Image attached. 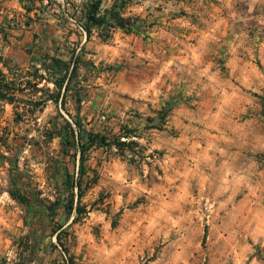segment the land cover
Wrapping results in <instances>:
<instances>
[{
	"label": "rangeland",
	"instance_id": "obj_1",
	"mask_svg": "<svg viewBox=\"0 0 264 264\" xmlns=\"http://www.w3.org/2000/svg\"><path fill=\"white\" fill-rule=\"evenodd\" d=\"M91 1L36 0L42 43L0 55V264H264V0H100L131 31L87 39ZM64 120L111 143L89 149L76 221Z\"/></svg>",
	"mask_w": 264,
	"mask_h": 264
},
{
	"label": "trees",
	"instance_id": "obj_2",
	"mask_svg": "<svg viewBox=\"0 0 264 264\" xmlns=\"http://www.w3.org/2000/svg\"><path fill=\"white\" fill-rule=\"evenodd\" d=\"M100 2H101L100 0H92L91 3L88 5V11L85 14L86 23L83 26V30L85 32L86 38L89 39L91 37L94 28L104 29L105 26L107 27L105 37H108L110 35L111 28H120L124 30L126 33H129L131 31L132 24L127 19L120 16L118 12H109L108 16L114 22L108 21L106 19L107 18L106 16L104 15L100 16L98 14ZM51 61L56 67H58L61 64V61L56 58H51ZM65 69H66L65 72L67 73L69 69L67 68ZM75 70H76V65L74 62V65L71 68L69 77L63 78L61 81L53 83L55 85V88L57 90H63V93L61 95L58 94L57 96H54V97L52 96L50 100H52L53 102H58L59 100L61 101V103L64 102V99L66 97L65 93L69 90L71 75ZM36 73L37 72H35V75ZM28 85L33 88L37 87V83L35 84L28 83ZM11 86L14 87V85L10 83L0 82V101L4 100L5 103L11 105L14 108L15 104L13 102V99L10 98V95H11L10 91L12 90ZM42 103L43 102H41L40 100V101L34 102L33 104L34 106H39ZM170 111L171 110L169 108L162 107L160 111L158 112L161 125L165 124V120L168 117ZM64 121L67 127V132H66L67 139L72 140L75 146L79 148L76 153V155H78V166L76 167V180H73V177L67 174V180L65 183L67 188H69L70 190V195H69V198L67 199L65 209L67 213L69 214H72L73 212L76 214V217L73 220V221H76L79 218H81L82 215L87 214V211L81 205L80 200L84 196L85 191L89 187V185H92L94 183L93 180L90 179V181L88 182V185H83V179L86 176V170H87L86 162L88 160L87 154L89 152V149L93 147H109L111 146V143H110V139L108 138V136L102 135L100 133H88L86 134V137L83 136L82 130H81L82 126L80 122L74 123L75 126L77 127V131H76L71 127L69 122H67L66 120ZM118 139L116 137V140ZM5 143L6 142L4 138L0 137V148L2 145H5ZM74 198L77 199V203L75 206H74ZM59 243H61L60 240H59ZM63 251L65 255H68V251L65 247ZM66 261H67V264H73L72 259L70 257L69 259H66Z\"/></svg>",
	"mask_w": 264,
	"mask_h": 264
},
{
	"label": "crops",
	"instance_id": "obj_3",
	"mask_svg": "<svg viewBox=\"0 0 264 264\" xmlns=\"http://www.w3.org/2000/svg\"><path fill=\"white\" fill-rule=\"evenodd\" d=\"M5 2L6 0L0 2V7H5ZM37 5L38 3L34 2V6ZM29 7L25 13L15 12L13 19H10L5 10H0V28H3L6 33L12 35V37L7 38L5 41L0 38V55L12 62L17 63L22 54L30 56L33 50H35L33 48L34 45L41 44L44 39L43 32L46 25L41 24L39 11L32 8L33 6ZM23 23H29V25L22 28Z\"/></svg>",
	"mask_w": 264,
	"mask_h": 264
},
{
	"label": "built area",
	"instance_id": "obj_4",
	"mask_svg": "<svg viewBox=\"0 0 264 264\" xmlns=\"http://www.w3.org/2000/svg\"><path fill=\"white\" fill-rule=\"evenodd\" d=\"M36 0H6L5 7L1 6L0 10H5L7 14L10 16V19L14 18L15 12L25 13L27 8ZM43 4L47 3V0H42ZM23 27L25 28L29 25V23H23ZM0 38L5 41L9 38L8 33L3 28H0Z\"/></svg>",
	"mask_w": 264,
	"mask_h": 264
}]
</instances>
